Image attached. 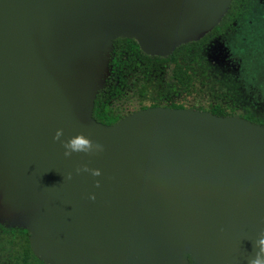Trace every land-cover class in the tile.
I'll use <instances>...</instances> for the list:
<instances>
[{
    "label": "water",
    "instance_id": "water-1",
    "mask_svg": "<svg viewBox=\"0 0 264 264\" xmlns=\"http://www.w3.org/2000/svg\"><path fill=\"white\" fill-rule=\"evenodd\" d=\"M231 2L0 0V221L27 230L44 264H247L254 255L264 126L193 108L149 107L113 125L93 117L116 39L167 58L218 26ZM58 129L104 150L66 158ZM83 165L101 175H77Z\"/></svg>",
    "mask_w": 264,
    "mask_h": 264
},
{
    "label": "rangeland",
    "instance_id": "rangeland-1",
    "mask_svg": "<svg viewBox=\"0 0 264 264\" xmlns=\"http://www.w3.org/2000/svg\"><path fill=\"white\" fill-rule=\"evenodd\" d=\"M261 0H250L251 5H259ZM251 21L236 25L234 30L227 36L216 41L207 50L201 51L194 60L195 76L194 89L173 90L171 84L165 85L174 65L155 64L151 81H145V88L141 86L140 74L144 73L142 68H135L126 87V96L115 101L114 106L127 105L129 111H138L140 91H145L150 97L165 95L170 100L184 103L186 108L201 106L206 109L214 105H222L234 109L235 112L245 113L246 109L251 113L264 117V33L262 40L257 37L254 40L247 39L249 30L252 28ZM248 33V34H246ZM262 42V43H261ZM191 52V51H190ZM189 52V59L194 54ZM0 224L12 228L0 221ZM20 239L12 234L0 230V264H23V244ZM194 264V262H192ZM27 264H42L33 258Z\"/></svg>",
    "mask_w": 264,
    "mask_h": 264
},
{
    "label": "trees",
    "instance_id": "trees-1",
    "mask_svg": "<svg viewBox=\"0 0 264 264\" xmlns=\"http://www.w3.org/2000/svg\"><path fill=\"white\" fill-rule=\"evenodd\" d=\"M235 0H232L231 5L227 14L223 17L222 21L216 26L210 33L206 34L201 40L197 42H191L177 48L172 55L167 58L148 56L143 53L134 39L119 38L114 41L113 51L111 52L110 62V74L106 79V83L103 89H101L97 95L95 101V107L93 111V117L96 121L104 125H113L121 120L126 115H129L135 111H129L127 105L114 106L115 101L122 99L126 96L125 90L128 86V81L131 79L132 74H135V68L141 67L144 75L140 74L141 86L145 88V84L152 80V75H157L158 72L154 71L153 65L155 64H173V70L169 77L170 80L165 82V85L175 90H185L186 92L190 89H194L195 82V66L194 60L198 59L195 57L198 53L205 50L208 38L211 35L220 33L228 24L231 23L234 13ZM191 51V52H190ZM189 52L194 54L193 59H189ZM150 78V79H149ZM149 79V80H148ZM160 80L161 78H156ZM148 80V81H147ZM147 81L145 84L144 82ZM139 106L137 110L146 109L149 107H168V108H186L184 103L175 102L170 100L165 95L159 94L158 96L150 97L145 91H140ZM193 109L208 111L218 116L228 117L235 116L237 112L229 107L222 105H214L208 109L204 107L191 106ZM240 117H243L241 114ZM248 120L252 118L247 115L244 116ZM254 120V119H253ZM0 230L4 233L12 234L20 239L21 245L23 244L22 263L27 264L33 258L38 259L32 252L29 242V233L27 230L22 228H7L0 224ZM39 260V259H38ZM42 262V261H41ZM42 264H44L42 262Z\"/></svg>",
    "mask_w": 264,
    "mask_h": 264
},
{
    "label": "clouds",
    "instance_id": "clouds-1",
    "mask_svg": "<svg viewBox=\"0 0 264 264\" xmlns=\"http://www.w3.org/2000/svg\"><path fill=\"white\" fill-rule=\"evenodd\" d=\"M63 130L58 129L53 136L54 141H58L63 148L64 157H71L73 154L83 153L86 155H93L103 152L104 148L102 144L93 143L83 134H78L69 137L67 140H62ZM77 175L81 172L90 173L93 177H98L101 175L99 169H90L87 165H83L75 169ZM63 179L71 180L72 173L69 172ZM96 186L99 187V182H96ZM89 199L94 200L95 196L90 195ZM254 248L256 249L254 255L247 258V264H264V231L258 234L257 239L254 241Z\"/></svg>",
    "mask_w": 264,
    "mask_h": 264
},
{
    "label": "flooded vegetation",
    "instance_id": "flooded-vegetation-1",
    "mask_svg": "<svg viewBox=\"0 0 264 264\" xmlns=\"http://www.w3.org/2000/svg\"><path fill=\"white\" fill-rule=\"evenodd\" d=\"M259 5H251L250 0H235V7L233 18L230 24L227 25L220 33L211 35L208 38V41L205 46V50L208 47L212 46L216 41L220 40L221 38L228 35L229 32L234 30L235 26L243 24L246 21H251L252 28L249 30L248 34V41L249 39L254 40L257 37H261L260 41L262 40L263 33H264V0L258 1ZM210 33V32H209ZM262 43V42H261ZM264 47V43H263ZM264 49V48H263ZM241 114L244 116L249 115L252 120H248L254 124L264 126V117L251 113L249 110L246 109L245 113L239 112L237 113V117H240ZM254 119V120H253ZM190 264H193L192 262Z\"/></svg>",
    "mask_w": 264,
    "mask_h": 264
}]
</instances>
